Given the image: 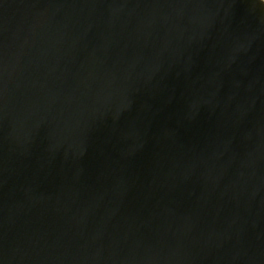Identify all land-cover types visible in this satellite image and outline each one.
I'll use <instances>...</instances> for the list:
<instances>
[{
    "label": "water",
    "instance_id": "95a60500",
    "mask_svg": "<svg viewBox=\"0 0 264 264\" xmlns=\"http://www.w3.org/2000/svg\"><path fill=\"white\" fill-rule=\"evenodd\" d=\"M0 264H264V1L0 0Z\"/></svg>",
    "mask_w": 264,
    "mask_h": 264
},
{
    "label": "flooded vegetation",
    "instance_id": "af4514ba",
    "mask_svg": "<svg viewBox=\"0 0 264 264\" xmlns=\"http://www.w3.org/2000/svg\"><path fill=\"white\" fill-rule=\"evenodd\" d=\"M264 1V0H263Z\"/></svg>",
    "mask_w": 264,
    "mask_h": 264
}]
</instances>
